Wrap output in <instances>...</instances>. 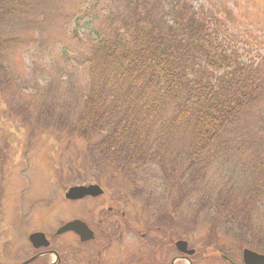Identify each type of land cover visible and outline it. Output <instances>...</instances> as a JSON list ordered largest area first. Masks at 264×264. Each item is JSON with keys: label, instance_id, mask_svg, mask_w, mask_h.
Segmentation results:
<instances>
[{"label": "trees", "instance_id": "trees-1", "mask_svg": "<svg viewBox=\"0 0 264 264\" xmlns=\"http://www.w3.org/2000/svg\"><path fill=\"white\" fill-rule=\"evenodd\" d=\"M84 2L86 91L72 130L100 135L102 159L113 157L107 168L144 204L163 198L168 210L186 185L175 205L186 204L190 215L222 209L230 226L223 235L264 253V231L251 216L261 206L264 224V52L241 59L224 44L232 10L221 16L188 0H0V69L9 71L3 56L22 31L40 29L53 14L66 19L67 5Z\"/></svg>", "mask_w": 264, "mask_h": 264}, {"label": "rangeland", "instance_id": "rangeland-1", "mask_svg": "<svg viewBox=\"0 0 264 264\" xmlns=\"http://www.w3.org/2000/svg\"><path fill=\"white\" fill-rule=\"evenodd\" d=\"M188 1L196 8L202 6L219 15L221 11L232 10L236 22L226 24L227 40L224 44L236 50L241 59H253L264 52V0ZM88 5L87 2L67 5L63 13L66 19H60L58 14L51 15L40 29L32 33L22 31L21 42L4 53V65L9 71L0 69V258L6 259L7 252H12L9 249L12 250L13 246L6 239L13 227V238L18 239L14 243L24 244L21 234L31 229L26 224V214L29 213L26 211L28 205L39 201L38 196L44 197L47 204V200L58 193V210L63 211L64 217H70L68 211L73 207L61 196L79 182L99 183L107 195L131 193L129 184L120 173L107 168L113 166L110 164L112 155L109 159L108 156L102 159L96 147L100 135L88 132L86 136V133L72 130V121L78 116L80 100L86 91L80 63L87 50L86 41L91 36V16L85 15ZM33 17H38L36 11L29 15V18ZM89 144L95 146L93 155L96 160L90 156ZM98 162L100 164L96 167ZM212 173L220 176L223 170L214 169ZM159 177L160 172L153 170V175L149 176L150 185L159 183ZM186 190V185H182L178 194H172L174 197L169 201V208L173 205L174 212L187 211L186 204L184 207L174 204L179 199L184 200L182 194ZM156 204L162 210L166 206L163 198H159ZM51 209V205L45 207L47 215ZM215 212L208 209L199 215L194 213L188 220L185 215H176L174 235L187 231L193 243H198L201 236L208 250L215 244L216 254H228L225 251L235 246L248 248L230 235H223L230 226L224 223L227 219H224L222 209L219 214ZM261 213V206L255 207L251 216L255 227L264 231ZM184 222L185 229L178 230Z\"/></svg>", "mask_w": 264, "mask_h": 264}, {"label": "flooded vegetation", "instance_id": "flooded-vegetation-1", "mask_svg": "<svg viewBox=\"0 0 264 264\" xmlns=\"http://www.w3.org/2000/svg\"><path fill=\"white\" fill-rule=\"evenodd\" d=\"M89 185H99L102 192L71 198H67L65 194L60 195L61 199L63 198L73 207L68 211L70 217L68 215L64 217L63 211L58 210V193L50 197L47 204L44 197L38 196L36 199L39 198V201L28 205L26 211H29L26 214V224L31 229L21 234L25 240L24 244L14 243L18 239L13 238L15 235V232H12V229L15 230L13 227L12 237L10 232L6 239L7 243L13 246L12 250L8 248L12 252H7L6 259L0 258V262H14L13 264H261L244 259L243 251L245 249L255 251L251 248L239 249L235 246L225 251L228 254L223 252L216 254L215 244H212V249L208 250L201 236L198 238V243H193L189 233L183 230L186 222L181 223L182 226L178 228L180 231L183 230V233L175 236L174 218L176 215H185L189 218V211L174 212L173 205L168 210H161L157 204H144L145 198L141 195H107L99 183L92 181L79 182L73 186ZM50 205L52 209L47 215L45 207ZM179 207H184V204H179ZM38 210L40 213L35 214ZM69 223H74L73 227L63 229ZM255 252L264 255V253Z\"/></svg>", "mask_w": 264, "mask_h": 264}, {"label": "water", "instance_id": "water-1", "mask_svg": "<svg viewBox=\"0 0 264 264\" xmlns=\"http://www.w3.org/2000/svg\"><path fill=\"white\" fill-rule=\"evenodd\" d=\"M101 192V189L97 185L73 186L67 190L65 195L67 198H71L87 194L96 195L100 194ZM73 224L74 223H69L63 229H69L73 227ZM243 257L250 262H260L261 264H264V255L258 254L256 252L245 249L243 251Z\"/></svg>", "mask_w": 264, "mask_h": 264}]
</instances>
